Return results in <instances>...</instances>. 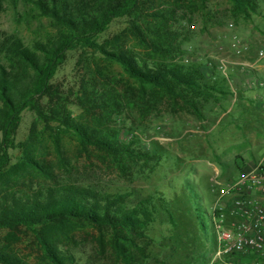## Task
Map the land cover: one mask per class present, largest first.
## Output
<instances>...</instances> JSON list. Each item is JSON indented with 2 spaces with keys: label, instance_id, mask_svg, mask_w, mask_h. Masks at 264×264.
Masks as SVG:
<instances>
[{
  "label": "trees",
  "instance_id": "16d2710c",
  "mask_svg": "<svg viewBox=\"0 0 264 264\" xmlns=\"http://www.w3.org/2000/svg\"><path fill=\"white\" fill-rule=\"evenodd\" d=\"M12 1L31 7L38 18L48 19L54 33L30 45L17 34L0 33V264H26L13 249L20 228L34 235L51 264H73L72 255L62 252L55 240L58 235L70 239L80 224L96 227L102 235L107 231L117 258L124 264H136L137 255L146 252L143 245L149 240V229L164 213H170L165 197L157 192L145 197L133 192L109 193L61 181L55 164L47 158L48 139L61 155V136L72 135L82 149L96 151L125 177H141L146 171H156L162 157L142 148L134 135L124 140L116 119L127 110L146 118L158 112L168 98L174 112L186 109L203 121L205 105H219L222 96H235L227 86L229 78L208 80L201 65L172 55L167 46L169 18L150 0ZM200 1L205 7L208 0ZM226 1L235 20H250L259 14L260 0ZM120 19L127 21L129 32L147 53L123 47L120 38L102 40ZM88 53L98 68L92 78L79 79L69 87L56 81L71 55L82 58ZM94 56L101 64L119 66L138 88L128 84L120 92L117 79L112 82ZM85 69L90 75V63ZM237 90L244 92L238 85ZM73 109L82 114L74 116ZM26 112L34 113L36 122L28 137L19 142ZM36 123L43 126L41 133ZM189 185L182 197L202 233L205 217H213Z\"/></svg>",
  "mask_w": 264,
  "mask_h": 264
},
{
  "label": "rangeland",
  "instance_id": "374dc122",
  "mask_svg": "<svg viewBox=\"0 0 264 264\" xmlns=\"http://www.w3.org/2000/svg\"><path fill=\"white\" fill-rule=\"evenodd\" d=\"M259 2L258 15L250 20H235L226 0H208L205 7L200 0H150V4H155L169 18L170 53L178 54L177 59L185 63L201 65L208 80L229 78L227 86L235 94L230 99L222 96L219 105H205L203 121L186 109L174 112L168 98L161 102L158 112L146 118L127 110L122 119H116L117 126L123 128L124 140L134 135L146 151L161 155L156 171L127 178L96 151L82 149L72 135L61 136V155L53 150L48 139L47 158L55 164L61 181L109 193L133 192L145 197L157 192L165 197L170 213H164L149 229V240L143 245L146 252L144 256L137 255L136 264H225L227 261L216 259V232L210 216L205 217L201 233L188 214L190 205L186 204V197L182 196L189 184L194 186L204 208L213 217L216 181L226 185L263 155L264 85L259 83L264 78V58L260 56L264 49V0ZM1 32L17 34L30 45L53 34L54 29L48 19L38 18L31 7L0 0ZM107 38H120L123 47L135 53H147L144 45L129 32L125 19L112 24L102 40ZM87 56L71 55L56 81L69 87L78 84L79 79L92 78L98 68L93 55ZM87 63L92 68L90 75L86 73ZM97 63L112 82L117 79L120 92L128 84L138 88L119 66L111 67L98 60ZM237 85L244 90L242 95H261L263 98L258 102L261 105L242 103L245 100L239 97ZM73 111L76 117L82 114L81 110ZM34 122V113L26 112L17 141L28 137ZM37 131L41 133L43 126L37 124ZM129 201L133 202L132 197ZM103 233L96 227L80 224L73 229L70 239L58 235L55 241L62 252L72 255L73 264H124L110 248L109 233ZM17 236L19 240L13 249L26 264H51L31 232L20 228Z\"/></svg>",
  "mask_w": 264,
  "mask_h": 264
},
{
  "label": "built area",
  "instance_id": "2783aa9c",
  "mask_svg": "<svg viewBox=\"0 0 264 264\" xmlns=\"http://www.w3.org/2000/svg\"><path fill=\"white\" fill-rule=\"evenodd\" d=\"M260 56L264 58V49ZM216 185L212 220L216 259H227L225 264H264V152L236 179Z\"/></svg>",
  "mask_w": 264,
  "mask_h": 264
},
{
  "label": "crops",
  "instance_id": "0c3cea01",
  "mask_svg": "<svg viewBox=\"0 0 264 264\" xmlns=\"http://www.w3.org/2000/svg\"><path fill=\"white\" fill-rule=\"evenodd\" d=\"M255 78H257V77H255ZM263 81H264V78H263ZM238 93H239V97L240 98H242V99H244L245 101L244 102H242V103H246V102H251V103H253V104H256V105H258V106H260L261 104H259L258 102H260L259 100H260V98H263L261 95H256V97L255 96H245V95H242L243 93H245V92H239L238 91ZM261 96V97H260ZM236 98V97H235ZM239 98V99H240ZM250 99V100H249ZM255 99H256V101H255ZM254 100V101H253ZM232 109V111H233V107L231 108Z\"/></svg>",
  "mask_w": 264,
  "mask_h": 264
}]
</instances>
